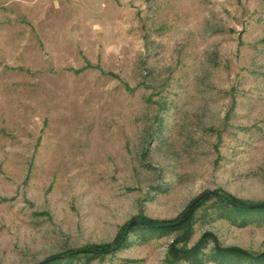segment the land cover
Returning a JSON list of instances; mask_svg holds the SVG:
<instances>
[{"label":"rangeland","instance_id":"1","mask_svg":"<svg viewBox=\"0 0 264 264\" xmlns=\"http://www.w3.org/2000/svg\"><path fill=\"white\" fill-rule=\"evenodd\" d=\"M223 193L264 203V0H0V264H264Z\"/></svg>","mask_w":264,"mask_h":264},{"label":"trees","instance_id":"2","mask_svg":"<svg viewBox=\"0 0 264 264\" xmlns=\"http://www.w3.org/2000/svg\"><path fill=\"white\" fill-rule=\"evenodd\" d=\"M205 195L206 194H202L198 196L194 201H192L186 207L184 212L189 214V212H191V209L198 207L200 202L204 200ZM212 196L215 197L214 202L216 204H219L223 207H228L233 212H238V213L244 212L245 213V212L253 211V212H260L264 214V203L263 202L260 204L246 203V202L240 201L239 199H236L225 193L213 194ZM135 219H136L135 227H140L141 230L149 232V233L150 232L158 233V234L166 233L167 231L172 229L174 226L178 225L177 219L156 220V219H149V218H144V217H136ZM187 220H189L188 217L186 218L185 221ZM132 229H135V228H130V230ZM123 230H124V227L122 228L121 233L117 235L115 242L119 243L121 241L120 242L121 244H124L126 242L125 235L123 236ZM203 240H204L203 237L199 239V241L193 248H190L187 250L183 249L181 251L177 250V255L175 256V258L180 257V258H185V259H189L192 261H195V260L198 261L199 250L203 244ZM117 243L113 245V248L117 245ZM86 248L90 249V251L88 252L92 253L93 255L94 254L102 255L110 251L111 245L110 244H98L95 246H88ZM212 253H213L212 255L216 258L217 261H222L224 259L229 260V261L237 260V259H245L247 260V262L251 260L252 262H254L253 260L257 262L264 261V253L251 257L247 253L242 251L241 249L234 248V247H217L214 245L212 248ZM79 254H85V253H79V251H73V252L68 251L65 254H63L62 257L54 256L48 259L47 262H44V264H67L71 260H73L76 257V255H79Z\"/></svg>","mask_w":264,"mask_h":264}]
</instances>
